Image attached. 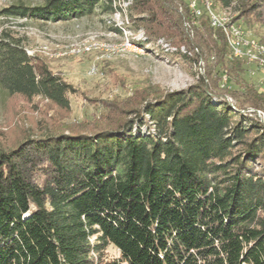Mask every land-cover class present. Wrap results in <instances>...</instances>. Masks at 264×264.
I'll return each mask as SVG.
<instances>
[{"label": "trees", "instance_id": "1", "mask_svg": "<svg viewBox=\"0 0 264 264\" xmlns=\"http://www.w3.org/2000/svg\"><path fill=\"white\" fill-rule=\"evenodd\" d=\"M200 1L225 10L233 2ZM189 2L134 0L129 28L144 32L136 43L145 51L153 44L192 65L205 53L197 84L141 92L142 106L116 105L79 128L0 146V264H264V122L240 112L264 114V92L241 79L244 64L227 60L226 37L193 18ZM236 5L235 20L264 28V0ZM97 9L113 15L112 0L1 9V93L69 112L76 90L30 56L10 24L69 22ZM220 69L239 88H222ZM226 96L238 108L215 100ZM110 246L119 258L107 260Z\"/></svg>", "mask_w": 264, "mask_h": 264}, {"label": "rangeland", "instance_id": "2", "mask_svg": "<svg viewBox=\"0 0 264 264\" xmlns=\"http://www.w3.org/2000/svg\"><path fill=\"white\" fill-rule=\"evenodd\" d=\"M232 1L229 10L217 6L216 11L237 17L236 0ZM14 4L41 7L45 0H0V10ZM111 17L112 12L97 9L92 16L69 22H11L13 29L25 39L28 54L44 60L50 70L60 75L76 93L70 96V111L66 112L41 99L28 102L18 96L6 97L0 91L2 149L13 148L31 136L36 138L49 131L50 134L59 132L64 126L79 128L84 122L103 118L109 109L115 111L116 105L129 109L142 106L140 103L144 101L141 92L147 95L156 90L165 93L184 90L197 84L205 73L206 54L202 52L199 53L195 65L176 54H164L153 44L149 50L143 52H120L119 46L124 42L123 34L109 24ZM241 23L248 31L249 39L260 42L264 28H249L243 21ZM85 48L90 49L87 51ZM228 53L227 60H233L230 58L229 49ZM243 66L241 79L263 93L264 75L255 71L252 66ZM224 71L220 69L223 77L226 74ZM226 78L229 88H239L236 80H230L227 74ZM230 98L238 108V102ZM143 119L135 118L136 124L143 122ZM145 120L147 130L152 127V122L148 118ZM62 125L64 126L60 128ZM106 256L107 260H114L120 254L116 248L110 246Z\"/></svg>", "mask_w": 264, "mask_h": 264}, {"label": "bare ground", "instance_id": "3", "mask_svg": "<svg viewBox=\"0 0 264 264\" xmlns=\"http://www.w3.org/2000/svg\"><path fill=\"white\" fill-rule=\"evenodd\" d=\"M134 0H112L114 13L109 21V24L113 25L115 29L119 30L121 34H123L124 42L119 46L120 52H143L145 49L138 46L136 42L145 41V34L143 31L134 34L130 30L131 27V17H130V9L133 5ZM195 3L199 5L202 14L204 16H212V8H214V16L218 20V24L223 26V33L226 36L228 47H231V39L229 37H235V29L237 30H244V40L249 41L254 45L256 49H253V59L257 61V65H264V45L260 44L258 40H251L248 37V31L242 25L241 21L235 20V16L227 13L222 12L219 13L216 11L215 6L212 1H203L195 0ZM189 6H191V0L189 2ZM190 8V7H189ZM191 11V8H190ZM192 13V12H191ZM193 16V14H192ZM212 28L214 29L213 23H210ZM167 51H176L175 48L170 46L164 40L159 41L158 43ZM86 49V48H85ZM90 49V48H89ZM89 49H86L89 51ZM183 52L185 48L181 49ZM253 110V109H251ZM255 113L259 115V113L263 114L260 111L253 110ZM260 114V116H261ZM264 117V114L261 116Z\"/></svg>", "mask_w": 264, "mask_h": 264}, {"label": "built area", "instance_id": "4", "mask_svg": "<svg viewBox=\"0 0 264 264\" xmlns=\"http://www.w3.org/2000/svg\"><path fill=\"white\" fill-rule=\"evenodd\" d=\"M191 12L195 19H200L202 17H206L210 23H213L214 30L221 32L224 37H226L223 33V26L218 24V20L214 16V8H212V16H204L202 11L195 3V0H191ZM231 39V47H228L230 51V58L239 60L246 64L247 66L254 67L255 71H260L264 75V65H257V61L253 59V49H256L252 43L244 40V30L235 29V37H229ZM228 84V79L226 78V74H224L222 87H225ZM259 113L258 116H260ZM263 114H261L262 116ZM260 116V117H261Z\"/></svg>", "mask_w": 264, "mask_h": 264}, {"label": "water", "instance_id": "5", "mask_svg": "<svg viewBox=\"0 0 264 264\" xmlns=\"http://www.w3.org/2000/svg\"><path fill=\"white\" fill-rule=\"evenodd\" d=\"M216 101H219V102H223V101H227L228 103H230L232 105L233 108H237L234 103H233V99H231L229 96H226V97H220V98H215ZM240 112L246 116H249L251 118H254V119H257L259 120L260 122H264V117H260L258 116L257 113H255L253 110H251L250 108H246V109H242L240 110Z\"/></svg>", "mask_w": 264, "mask_h": 264}]
</instances>
